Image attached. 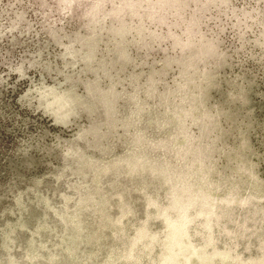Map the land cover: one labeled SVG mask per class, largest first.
<instances>
[{
	"label": "rangeland",
	"instance_id": "obj_1",
	"mask_svg": "<svg viewBox=\"0 0 264 264\" xmlns=\"http://www.w3.org/2000/svg\"><path fill=\"white\" fill-rule=\"evenodd\" d=\"M0 264H264V0H0Z\"/></svg>",
	"mask_w": 264,
	"mask_h": 264
}]
</instances>
